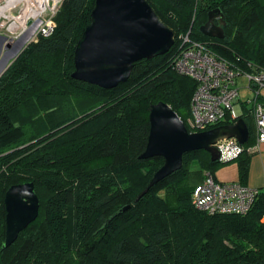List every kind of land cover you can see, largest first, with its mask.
<instances>
[{
    "label": "trees",
    "instance_id": "1",
    "mask_svg": "<svg viewBox=\"0 0 264 264\" xmlns=\"http://www.w3.org/2000/svg\"><path fill=\"white\" fill-rule=\"evenodd\" d=\"M94 1L63 0L53 32L28 43L0 76V264H264V189L246 214L193 206L194 187L219 162L207 151L185 153L179 170L136 200L164 161L139 158L150 104L166 102L186 125L191 113L196 82L172 65L181 36L237 67L264 68V0H147L175 44L134 62L130 77L110 89L71 76ZM217 7L223 38L199 30ZM243 118L251 143L253 120ZM250 158L244 150L234 160L241 183ZM26 181L39 214L1 248L5 192Z\"/></svg>",
    "mask_w": 264,
    "mask_h": 264
},
{
    "label": "water",
    "instance_id": "2",
    "mask_svg": "<svg viewBox=\"0 0 264 264\" xmlns=\"http://www.w3.org/2000/svg\"><path fill=\"white\" fill-rule=\"evenodd\" d=\"M39 23L40 20L29 22V29L13 41H6L7 36L0 33V76L31 42ZM225 24V16L217 7L208 11L199 30L206 36L223 38ZM174 44L173 30L147 0H95L90 21L74 48L71 76L110 89L130 77L134 62L163 55ZM149 123L147 144L139 158L160 156L164 161L136 200L154 184L179 170L185 153L205 150L211 161H218L220 154L214 145L218 140L235 137L239 143L245 144L250 136L242 117L234 123L191 132L164 101L150 104ZM4 205L5 238L1 248L11 245L18 234L37 218L40 202L34 183L26 181L10 185L4 195ZM129 207L125 205L115 214Z\"/></svg>",
    "mask_w": 264,
    "mask_h": 264
},
{
    "label": "built area",
    "instance_id": "3",
    "mask_svg": "<svg viewBox=\"0 0 264 264\" xmlns=\"http://www.w3.org/2000/svg\"><path fill=\"white\" fill-rule=\"evenodd\" d=\"M62 1L0 0V33L7 36L6 41H13L29 28V22L40 20L31 40L35 41L39 35H50ZM21 15L26 17L25 26L17 23L11 28V23ZM172 65L177 73L196 82L186 122L189 131L234 123L243 116L253 120L254 143L241 144L235 137L218 140L214 145L219 150V162L234 161L244 150L252 153L264 142V68L252 63H248L249 69L237 67L209 50L203 42L191 39L188 33L181 36ZM239 77L244 79L242 85L238 84ZM241 91L245 93L243 101ZM263 189L238 180L221 181L205 171L204 179L192 191L191 202L196 209L208 214H246ZM261 221L264 222V214Z\"/></svg>",
    "mask_w": 264,
    "mask_h": 264
},
{
    "label": "crops",
    "instance_id": "4",
    "mask_svg": "<svg viewBox=\"0 0 264 264\" xmlns=\"http://www.w3.org/2000/svg\"><path fill=\"white\" fill-rule=\"evenodd\" d=\"M254 143V139L251 144ZM250 164L243 182L245 185L264 187V142L260 143L258 148L250 153ZM216 179L221 181H240L238 166L235 163L232 167H227L213 173Z\"/></svg>",
    "mask_w": 264,
    "mask_h": 264
},
{
    "label": "rangeland",
    "instance_id": "5",
    "mask_svg": "<svg viewBox=\"0 0 264 264\" xmlns=\"http://www.w3.org/2000/svg\"><path fill=\"white\" fill-rule=\"evenodd\" d=\"M16 13V12H15ZM26 18H24V20H25ZM34 39V38H33ZM35 40V39H34ZM31 41H33V40H31ZM244 83V79L242 78V77H239L238 78V84H240V85H242ZM240 94H241V101H243L244 100V92L243 91H241L240 92ZM240 101V102H241ZM253 130V129H252ZM251 140L254 138L253 137V135H252V132H251ZM247 145L248 144H251V143H246ZM237 164V161H231V162H229V163H221V162H217V164L214 166V169H213V172L214 173H216V172H218L219 170H221V169H223V168H227V167H232L234 164ZM210 170L212 171V168H210Z\"/></svg>",
    "mask_w": 264,
    "mask_h": 264
},
{
    "label": "bare ground",
    "instance_id": "6",
    "mask_svg": "<svg viewBox=\"0 0 264 264\" xmlns=\"http://www.w3.org/2000/svg\"><path fill=\"white\" fill-rule=\"evenodd\" d=\"M24 18H26L24 15L18 16L15 18V21L11 23L10 27H15L17 25V23H20L22 26H25L26 23V19L24 20ZM37 20H35L34 22H36ZM33 22V23H34ZM29 29V28H28ZM27 29V30H28Z\"/></svg>",
    "mask_w": 264,
    "mask_h": 264
}]
</instances>
